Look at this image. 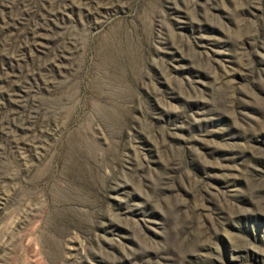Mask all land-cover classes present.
<instances>
[{
    "label": "rangeland",
    "instance_id": "rangeland-1",
    "mask_svg": "<svg viewBox=\"0 0 264 264\" xmlns=\"http://www.w3.org/2000/svg\"><path fill=\"white\" fill-rule=\"evenodd\" d=\"M0 264H264V0H0Z\"/></svg>",
    "mask_w": 264,
    "mask_h": 264
}]
</instances>
